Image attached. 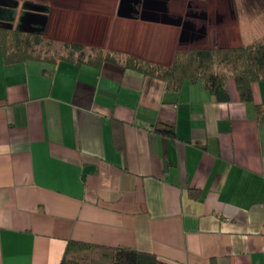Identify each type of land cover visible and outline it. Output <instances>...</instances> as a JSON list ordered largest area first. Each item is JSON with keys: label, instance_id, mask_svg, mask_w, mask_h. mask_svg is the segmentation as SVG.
Wrapping results in <instances>:
<instances>
[{"label": "crops", "instance_id": "crops-1", "mask_svg": "<svg viewBox=\"0 0 264 264\" xmlns=\"http://www.w3.org/2000/svg\"><path fill=\"white\" fill-rule=\"evenodd\" d=\"M163 1L179 15L224 12L217 37L234 17L225 11L232 0ZM55 3L59 29L94 36L135 24L184 39L179 24L118 13L119 0ZM245 13L234 18L231 45L264 34V12L258 20ZM192 37L184 41L207 45L209 29ZM226 86L228 98L217 100L201 80L175 90L111 62H6L0 49V264H58L71 238L137 248L166 264H264V119L256 113L264 79L252 82L249 100L232 79ZM162 122L175 136L154 129Z\"/></svg>", "mask_w": 264, "mask_h": 264}, {"label": "trees", "instance_id": "trees-1", "mask_svg": "<svg viewBox=\"0 0 264 264\" xmlns=\"http://www.w3.org/2000/svg\"><path fill=\"white\" fill-rule=\"evenodd\" d=\"M15 7L0 4V20H12ZM45 17V15L43 16ZM31 28L0 24V49L3 60L25 59L89 62L100 65L111 62L130 67L161 79L170 89H179L183 80H201L217 100L228 98L226 82L232 79L243 100L252 98L251 84L264 79V34L251 42L238 45H209L179 49L169 65L159 64L138 55L112 48L90 47L73 40L53 41L45 38L44 24L31 23ZM38 27V29H36ZM220 66L215 69L212 66ZM258 119H264V107L256 106ZM154 129L175 136L172 123L155 124ZM58 264H166L154 253L129 246L94 244L68 239Z\"/></svg>", "mask_w": 264, "mask_h": 264}, {"label": "rangeland", "instance_id": "rangeland-1", "mask_svg": "<svg viewBox=\"0 0 264 264\" xmlns=\"http://www.w3.org/2000/svg\"><path fill=\"white\" fill-rule=\"evenodd\" d=\"M18 1V9L20 8L19 6L21 5L23 0H17ZM29 1H35L38 3L45 2V4H48L51 7V13H49V24H48V34L50 37L53 38V41H58L61 43L64 40H73V41H81L84 42L85 45L87 46H99L102 44L101 42L103 41V38L105 36L111 35L115 36L116 39L118 38V41L122 43H113L112 47H105L104 48H112L116 49L118 51H122L124 53L128 54H134L138 55L144 59H150V60H155L159 64L163 65H169L170 62L172 61L173 58H177L181 55H176L174 54L177 50L183 49L186 50L190 47H197V46H215V45H231L232 43L237 42V34L235 28H236V21L234 18L238 15V12L243 13V10H245V14H251V19L252 20H258L263 18V13L264 12V0H242L241 5L237 2V0H232L233 4L230 3V5L225 6V11H232L233 16H231V19L233 18L234 21L229 19L230 21H226V26L224 29L225 37H217V21H214V14H210L206 20H203L202 18H199L197 23H201V27L203 26L205 30L203 29V32L200 33L199 35L194 34L193 37L198 38L201 37L206 33V30L209 29V42L207 45H198L202 44L199 43L197 40L193 41H184L186 35H184V39L181 40L179 36L172 34L171 29H168L166 27L156 30L152 29L149 27V29H144V27H139V25L131 24L130 29L126 30H112V31H101L98 30L96 33L94 32V36L90 35V31L88 30H77L74 29L73 27L71 28L70 25L72 24H66L69 28L71 29H63V28H57L56 26L59 25V27L62 25L57 22L58 19V5L57 2L58 0H29ZM67 1V0H66ZM74 0H69V2H73ZM80 2V1H79ZM82 3V0H81ZM228 7V8H227ZM67 9V8H66ZM192 12V10L190 11ZM205 13V11L198 10V15L200 17L201 14ZM223 16H226L224 12H220ZM236 14V15H234ZM255 14V15H254ZM70 16L72 14H69ZM183 15V14H182ZM220 15V16H222ZM231 15V14H230ZM186 16V15H184ZM212 16V17H211ZM72 17V16H71ZM175 17H181L182 19L184 18L183 16H176ZM221 20V19H220ZM178 20L175 21V24L177 23ZM133 25V26H132ZM182 26V23L180 24ZM222 26L223 23H220ZM258 26L263 27L264 26V18L262 22L257 23ZM139 27V28H138ZM209 27V28H208ZM146 28V27H145ZM52 35V36H51ZM45 36V35H44ZM47 37V36H46ZM45 37V38H46ZM173 37V39L171 38ZM182 37V36H181ZM192 37V38H193ZM48 38V37H47ZM191 38V39H192ZM202 38V37H201ZM170 39L173 40L170 42ZM105 41V40H104ZM107 42V41H106ZM207 42V41H206ZM108 43V42H107ZM169 43V45H168ZM94 44V45H93ZM111 46V45H110ZM103 48V47H102ZM213 68L217 69L220 66H212Z\"/></svg>", "mask_w": 264, "mask_h": 264}, {"label": "flooded vegetation", "instance_id": "flooded-vegetation-1", "mask_svg": "<svg viewBox=\"0 0 264 264\" xmlns=\"http://www.w3.org/2000/svg\"><path fill=\"white\" fill-rule=\"evenodd\" d=\"M119 12L123 13L124 15L132 18H145L152 21H159L165 24H174L176 20H178L179 25L182 23L183 27V35L192 37L194 34L199 35L203 32L205 28L202 26L201 23H197L199 18L198 10L195 12L186 11L180 14L181 17H175V13H171L167 9L166 2L164 4L163 0H119ZM0 4L7 5L11 7H15V15L13 16L12 20L8 21L5 19L0 20V24H6L10 27L14 28L17 25L31 28V23H38L41 22L44 24V35L50 39H53L48 34V24H49V13L51 12V7L45 2L38 3L35 1L23 0L20 8L18 9V1L17 0H0ZM159 7L161 9H159ZM121 14V15H123ZM205 20L208 18L209 15L204 13ZM45 15V17H43ZM186 15V16H184ZM221 13H216L213 17L214 21H219L221 19ZM179 16V14H177ZM212 17V16H211ZM38 29V27L36 28ZM52 36V35H51ZM59 41V39H57ZM85 44V43H83ZM94 45V44H93ZM87 46V45H86ZM98 47V46H92ZM99 47H102L99 45Z\"/></svg>", "mask_w": 264, "mask_h": 264}, {"label": "water", "instance_id": "water-1", "mask_svg": "<svg viewBox=\"0 0 264 264\" xmlns=\"http://www.w3.org/2000/svg\"><path fill=\"white\" fill-rule=\"evenodd\" d=\"M178 23V22H177Z\"/></svg>", "mask_w": 264, "mask_h": 264}]
</instances>
